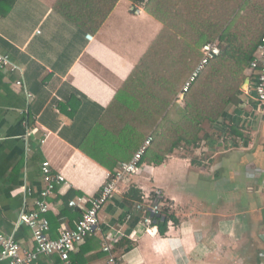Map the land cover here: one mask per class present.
Masks as SVG:
<instances>
[{
  "label": "crops",
  "instance_id": "crops-1",
  "mask_svg": "<svg viewBox=\"0 0 264 264\" xmlns=\"http://www.w3.org/2000/svg\"><path fill=\"white\" fill-rule=\"evenodd\" d=\"M57 1L0 0V51L20 67L0 73V233L24 250L32 248V230L19 215L40 197L44 161L65 178L48 198L46 216L56 238L81 217L84 205L69 201L82 197L87 205L108 167L129 160L152 134L153 151L163 161L144 162L138 174L119 183L99 212V229L70 253L71 264H106L104 239L113 243L118 264H135L139 257L143 264H264V112L248 94V74L250 84L220 120L202 122L196 142L173 145L172 120L178 121L185 105L181 89L166 111L171 122L162 139L154 137L152 123L133 120L138 107L124 88L162 23L142 7L132 9L129 0H118L97 31L86 30L60 14ZM181 103L179 116H170L172 105ZM100 122L105 130L95 140ZM158 142L163 148H156ZM131 190L142 200L131 199ZM156 192L175 218L164 233L157 224L147 228L144 213L136 210ZM160 238L184 243L157 252ZM36 264L62 261L42 255Z\"/></svg>",
  "mask_w": 264,
  "mask_h": 264
},
{
  "label": "trees",
  "instance_id": "trees-1",
  "mask_svg": "<svg viewBox=\"0 0 264 264\" xmlns=\"http://www.w3.org/2000/svg\"><path fill=\"white\" fill-rule=\"evenodd\" d=\"M117 1L58 0L55 8L75 25L86 30L97 31ZM129 1L132 9L141 6L147 13L163 23L162 30L124 84V88L129 92L128 102L138 107V115H135L133 120L138 121L140 126L152 123L154 137L164 139V135H167L168 122L171 120L166 117V111L169 104L178 99L180 88L177 81L184 74V72L182 74L184 68H187L185 62L195 57L198 58V62L201 57V47L206 42L216 41L220 47V54L206 65L196 82L194 81L184 93L185 105L181 109L180 117L177 118L178 121L172 120L176 123L172 128L173 145H178L180 140L186 143L196 142L201 123L220 120L225 109L236 100V94L245 81L249 62L264 33V0ZM183 3L184 7L180 9ZM186 10L187 13L184 12ZM181 18L184 28L182 25L179 26ZM177 30L179 33L175 32ZM178 34H184L186 38H190L191 42L188 48H184L183 58L179 55H171L170 52L176 48L166 46L169 40ZM198 48H200L199 56H197ZM188 50L190 52H187ZM164 51L168 53L164 55ZM161 60L166 62L163 65L164 69L175 68L177 73L176 71L170 73L168 78L166 73L160 74L158 68L153 70V66ZM150 69H152L151 73ZM3 72L0 70V73ZM190 72H187L188 75ZM174 74L176 75L172 76ZM181 80L179 83L182 85L185 80L182 82ZM197 83L200 85L197 86ZM148 94H152V102L148 100ZM224 119L223 121L226 122ZM177 122H181L182 125ZM104 130L103 123L100 122L94 130L93 139L96 140L95 135L99 136ZM156 148H163V145L158 142ZM81 149L97 162L105 165L98 154L92 153V150L87 149L85 145ZM102 150L98 147V150L94 151L102 152ZM153 150L155 146L153 147L152 140L142 156V163L160 164L163 161L162 154ZM105 154L107 153L101 154L102 158ZM108 168L112 171L115 166ZM133 192L134 190L130 191L131 199L142 200L141 195L139 196L138 193L133 195ZM162 213L163 217L157 223L160 233H164L167 229L169 219H175L172 214H168V209L165 207L162 208Z\"/></svg>",
  "mask_w": 264,
  "mask_h": 264
},
{
  "label": "built area",
  "instance_id": "built-area-1",
  "mask_svg": "<svg viewBox=\"0 0 264 264\" xmlns=\"http://www.w3.org/2000/svg\"><path fill=\"white\" fill-rule=\"evenodd\" d=\"M87 38L92 40L93 35L87 34ZM219 54L220 47L216 41L206 42L202 45L199 61L182 84L181 92L183 94L188 91L205 65ZM0 70L16 72L20 70V67L9 54L0 51ZM246 73L251 80V89L246 91L249 90L248 94L264 112V33L259 39ZM16 84L22 86V80H16ZM152 140V134H148L129 160L119 162L114 170L107 173L106 180L97 195L87 200L89 204L85 205L86 199L82 197L69 201L70 206L84 205L81 217L73 227L60 230L56 238L50 236L51 226L46 216L50 205L48 198L54 192L56 185L63 183L65 178L61 173L53 172L50 163L44 161L42 173L45 186L40 191V197L35 200L33 208L25 209L19 215V221L32 230L33 246L29 250H24L13 236L0 233V264H36L40 256L54 254L58 255L62 264H71L70 252L75 249L78 243L99 229V212L117 191L119 183L141 171L142 156ZM160 199L161 194L156 192L155 196L148 198L145 200L146 202L136 204V210L144 213L143 222L147 228L156 225L163 217ZM112 244L108 239H104L102 243V251L107 254L106 264H118L117 258L112 252Z\"/></svg>",
  "mask_w": 264,
  "mask_h": 264
},
{
  "label": "rangeland",
  "instance_id": "rangeland-1",
  "mask_svg": "<svg viewBox=\"0 0 264 264\" xmlns=\"http://www.w3.org/2000/svg\"><path fill=\"white\" fill-rule=\"evenodd\" d=\"M139 7H141V6H139ZM180 9H182L183 7H184V3L183 4H181L180 5ZM143 8V7H142ZM185 13H187V10L186 11H184ZM184 13V16H186V14ZM153 17V16H152ZM172 17H171V15H170V19H171ZM156 19V18H155ZM158 20V19H157ZM183 20H182V18H181V20H180V24H179V26H183ZM185 26V25H184ZM184 26L182 27V28H184ZM162 27H163V23H162ZM175 32H178L179 33V30H177V31H175ZM155 33L156 32H154V33H152V40L154 39V35H155ZM190 44H191V42H190V38H186L185 36H184V34L183 35H176L175 36V38H172V39H170L169 40V42H168V45H166L167 46V48H169L170 46H172V47H175L176 48V50H174V51H172V52H170L171 53V55H179V56H181L182 58L185 56V50H184V48H188L189 46H190ZM187 52H190V50H188ZM164 53V55H166V53H168V52H166V51H164L163 52ZM199 54H200V48H198V54H197V56H199ZM197 60H198V58H194L193 60H191V61H186L185 62V64L187 65V68L185 69L184 68V70L182 71V74H183V72H184V74L182 75V77H181V79L182 80H185V78L186 77H188L187 75H188V71L190 72V70L192 71L193 70V68L195 67V65L197 64ZM161 61H163V63L161 62ZM161 61H157V63L153 66V70L154 69H159L158 71H160V74L161 73H166L167 75H168V78H169V74L170 73H175V71H176V73H177V69H175V68H166V69H164V67H163V65L166 63L165 62V60H161ZM208 64V63H207ZM206 64V65H207ZM206 65H205V67H206ZM192 67V68H191ZM204 67V68H205ZM162 70H163V72H162ZM187 70V71H186ZM204 70V69H203ZM202 70V71H203ZM201 71V72H202ZM152 72V69H150V73ZM201 72L197 75V77H196V79H198V76L201 74ZM191 73V72H190ZM176 74H174V75H172V76H175ZM181 79H179V80H181ZM196 79H195V82H196ZM179 80L177 81V84L179 85V88L181 89V87H182V85L179 83ZM182 80H181V82H182ZM243 84H244V82L242 83V85H241V87H240V89H239V91L242 89V86H243ZM200 84H198L197 83V86H199ZM180 89H179V91H180ZM179 91H178V93H179ZM148 96H149V101H151L152 102V94H148ZM250 97V96H249ZM255 101V100H254ZM253 102V101H252ZM253 103H255V102H253ZM256 104V103H255ZM174 105V106H173ZM172 105V108L171 109H169L170 111H169V115L171 116V114H172V116H174V117H178L179 115H178V113H177V111L178 110H176V109H179V108H181V105H182V107H183V104L181 103V104H177V105H175V104H173Z\"/></svg>",
  "mask_w": 264,
  "mask_h": 264
},
{
  "label": "clouds",
  "instance_id": "clouds-1",
  "mask_svg": "<svg viewBox=\"0 0 264 264\" xmlns=\"http://www.w3.org/2000/svg\"><path fill=\"white\" fill-rule=\"evenodd\" d=\"M152 235L155 236L156 232L154 231ZM183 243L184 241L182 240L177 241L176 239L170 240L167 238H160L155 244V250L157 252H165V251L171 250L172 248H175L177 244H183ZM135 264H143V258L142 257L137 258L135 261Z\"/></svg>",
  "mask_w": 264,
  "mask_h": 264
},
{
  "label": "water",
  "instance_id": "water-1",
  "mask_svg": "<svg viewBox=\"0 0 264 264\" xmlns=\"http://www.w3.org/2000/svg\"><path fill=\"white\" fill-rule=\"evenodd\" d=\"M248 83H249V79L246 78L245 81H244V84H243L242 88H246L248 86Z\"/></svg>",
  "mask_w": 264,
  "mask_h": 264
}]
</instances>
